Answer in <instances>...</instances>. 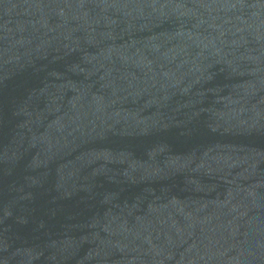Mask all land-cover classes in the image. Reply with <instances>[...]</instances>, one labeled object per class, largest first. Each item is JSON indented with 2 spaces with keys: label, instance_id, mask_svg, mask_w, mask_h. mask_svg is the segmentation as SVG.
<instances>
[{
  "label": "water",
  "instance_id": "obj_1",
  "mask_svg": "<svg viewBox=\"0 0 264 264\" xmlns=\"http://www.w3.org/2000/svg\"><path fill=\"white\" fill-rule=\"evenodd\" d=\"M0 264H264V0H0Z\"/></svg>",
  "mask_w": 264,
  "mask_h": 264
}]
</instances>
